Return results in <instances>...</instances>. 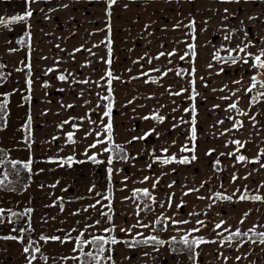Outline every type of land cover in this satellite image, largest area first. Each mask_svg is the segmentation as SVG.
<instances>
[{
	"label": "crops",
	"instance_id": "0c3cea01",
	"mask_svg": "<svg viewBox=\"0 0 264 264\" xmlns=\"http://www.w3.org/2000/svg\"><path fill=\"white\" fill-rule=\"evenodd\" d=\"M26 10L32 11L26 21L8 27L0 25V73L3 82L13 83L15 93L22 95V127L28 134L25 160L31 159L33 163L31 170H27L28 186L18 193L17 209L32 208L33 212L27 216L28 223L29 219L31 222L28 236L14 231L12 222H8L11 232L6 233V221L0 223V264H29L30 252H24L25 247H30L29 241L34 240L40 246L42 235L63 237L71 234L74 237L78 232L73 229L83 231L86 223L101 219L97 211L89 207L101 198L97 193L111 194L113 220L117 225L113 234L121 241H130L136 232H143L144 236L156 235L169 242L171 236L179 238L182 235L175 231L177 227L185 232L199 227L196 220H203L205 226L193 235L216 241L194 248V260L186 252L173 253L169 243L135 248L119 243L113 246L115 264H264V244L245 242L247 238L241 237L233 240L230 246L227 243L222 245L219 241L228 233L214 228L223 220L226 226H231L230 231L237 227L247 231L255 225L257 232H264V202L240 201V193L236 192L237 189L243 192L246 187L249 194L254 195L259 188V194L264 195V187H259L264 184V168L260 166L264 163V156H261L260 163H250L237 162L236 155H227L235 152L237 147L232 140L245 143L237 155L243 154L249 160L264 149V99L249 107L250 96L254 93L245 94L244 89L253 74L250 64H224L213 59L217 52L226 56L225 49L249 41L250 52L256 53L264 48V0H116L110 9L108 0H35L32 3L0 0V16L23 15ZM109 35L110 67L113 76L119 77L111 82L112 137L115 144L123 146L128 156L126 160L113 157L111 165L107 160L112 153L103 151L111 145L105 142L96 148L89 147L97 139L106 137L103 124H107L109 118L103 115V105L108 101L99 100L97 93L108 95L107 77L101 80L108 68L101 57L107 59L108 52L101 41L106 43ZM226 35H231L232 39L226 41ZM189 44L194 45V55ZM77 48L81 50L75 52ZM173 51L172 56L154 59L161 52ZM181 56L185 58L181 60ZM29 64L30 69L26 67ZM50 68L54 71L49 72ZM153 68L161 71H149ZM167 69L172 71L162 76ZM181 69L184 72L177 75ZM193 70L194 75H189ZM61 74L68 79L59 80L57 77ZM260 77L264 78V75ZM28 79L31 80L30 86L26 83ZM193 79L199 93L194 101V153L181 152L184 145L193 147L191 124L181 122V118L184 121L192 118L191 112H184V109L193 104L190 99V81ZM82 80L89 83L74 82ZM236 80H242V83H233ZM181 89L187 91L179 96L169 94ZM237 89L240 91L236 92ZM233 92H236L235 96H232ZM224 96H231V99H221ZM237 98L238 108L247 111L248 116L238 115L235 110L226 111L228 104ZM214 105L219 107L214 108ZM155 112L165 117L162 123L144 119ZM29 116L31 124L26 127ZM251 116H255V122L249 119ZM235 120L243 121L239 130L233 128ZM64 121L69 123L64 124ZM73 124L79 127L74 128ZM173 124L178 127L173 128ZM150 129H155L152 135L133 141L134 136H142ZM226 129L231 131L226 132ZM68 132L74 133V143L67 142ZM89 132L92 134L86 135ZM96 132L101 136L98 137ZM165 148L167 153L162 151ZM209 150H214L211 155H207ZM93 154L101 163H93L88 158ZM172 154L178 159L181 156L191 158L194 154L197 159L190 164L153 163L154 156ZM68 157L74 159L66 163ZM217 159L220 163L214 167ZM149 164H152L151 169ZM109 167L113 169L111 178ZM233 174L238 177L235 182L231 179ZM144 176L152 180L160 177L158 186L152 189V180L140 183ZM173 181L175 184L169 188ZM145 187L150 189L157 203L152 205L153 211L141 212L137 217L136 203L139 201L126 200L125 197H132V189ZM189 188H198L199 191L184 196ZM215 191L236 195L231 201L216 200ZM171 194H174L173 205L168 207L167 199ZM181 200L184 206L177 209L176 204ZM160 202H164L163 208ZM161 212L189 223L170 225L166 231H153L151 227L135 228L131 234L119 231L136 224L137 219L149 224ZM193 212L199 215L190 216ZM244 213L249 215L241 225L239 221ZM92 232L100 234L99 226L88 230L86 237ZM6 236L23 239H4ZM66 243L74 245L73 241ZM237 256L241 259L237 260Z\"/></svg>",
	"mask_w": 264,
	"mask_h": 264
},
{
	"label": "snow or ice",
	"instance_id": "6c2138e0",
	"mask_svg": "<svg viewBox=\"0 0 264 264\" xmlns=\"http://www.w3.org/2000/svg\"><path fill=\"white\" fill-rule=\"evenodd\" d=\"M26 2L28 3H32L35 2V0H26ZM116 3V0H108V4H109V9L111 8V6L113 4ZM66 7V5H65ZM225 11L227 12V9H225ZM110 15V12H109ZM32 16V11L31 10H26L24 12L23 15H14L12 17H3L0 16V25H3L5 27H8L9 25L13 24V23H17V22H24L26 21L29 17ZM108 31L110 33L111 29H110V25L108 26ZM224 39L226 41H230L232 39L231 35H226L224 37ZM106 43L105 41H101V44H105V47L107 48V52H108V58L104 59V57H101V60L103 63H105L108 68L104 74V76L101 77V80H105V78L107 77L106 83L108 84V95H100V93H97L98 99L102 100V101H108L107 104L103 105V107L105 108V111L103 113V115L105 117H108V123L107 124H103V121H101V123L103 124V131L104 133H106V137L102 138V139H97L93 144L89 145L90 148H96L97 145L100 144H104L105 142H107L109 145H111V147H105L103 149V151L105 152H109L112 153L113 151L117 152L118 154L120 153H125V149L123 148V146L115 144L113 141V137H112V122H111V111H112V97H111V82L112 79H119V77H114L113 76V72L111 71V64H112V49H111V39H110V35L108 37H106ZM251 45V41H249L248 43H243L240 45H236L234 48H227L225 49V51L227 52L226 56H221L219 54V52H217L216 54H214L213 59L218 61V62H222L224 64H242V65H249L250 64V70H253V74L249 79V84L248 86L244 89L245 94H249V93H254L253 95L250 96L249 99V107L255 106L256 104L260 103L262 101V99H264V80L260 79L259 77L261 75H264V48H261L258 50V52L253 53L248 51L249 46ZM93 47H99V45H94ZM189 49L193 50V55H194V45L189 44L188 45ZM81 49L77 48L74 51L75 52H79ZM88 52L91 53V49L87 50ZM232 53H236V55H233ZM241 53H243V55H241ZM92 55H95V53H91ZM174 51L173 52H169V53H164L161 52L159 53V55L157 57H155L154 59H159L161 56H172L174 55ZM185 55H188V53H186ZM185 57L181 56L180 59L183 60ZM151 59H149V63H151ZM171 62V61H169ZM88 63H91V61H89ZM26 67H28L30 69V64L26 65ZM209 67H211V65H209ZM18 70H22V69H18ZM223 68H221V72H223ZM49 72L54 71V69H48ZM149 71H155V72H160L161 70L159 68H153V69H149ZM172 71V69H167V71H164L161 73L162 76H166L168 74V72ZM184 72L183 69H181L180 71H177V75H182V73ZM69 75H72L71 73H69ZM141 75L147 76L148 73H141ZM189 75H194V70L192 73H189ZM59 80L61 81H65L68 79L67 76H65L64 74H61L57 77ZM203 79V78H201ZM74 82H78V83H82V84H88L89 81L88 80H82V81H74ZM147 82V81H146ZM153 82H156L155 80H153ZM26 83L30 86L31 85V80L28 79L26 81ZM233 83L235 84H240L242 83V80H236L233 81ZM98 86H99V82H97ZM190 84L192 85V96L190 97L191 100H193V104L190 108H185L184 112H191L192 114V118L191 121H184L183 118H181V122L182 123H190L191 124V129H190V139L193 141V147L189 148L187 145H184L181 147V152H193L195 151V138H196V111H195V97L199 95L198 92H196L195 90V79L190 81ZM45 87H47V84L44 85ZM225 87H227V85H225ZM223 89H221L222 91ZM187 89H181L179 92H170V95H175V96H179L181 95L183 92H186ZM214 91H216L214 89ZM240 89H237L236 92H239ZM236 92L232 93V96L236 95ZM221 99L228 101L231 99V96H224L221 97ZM85 103H88L87 101ZM7 104V100L5 99L2 103H0V112H4L5 111V107ZM98 107L101 106L100 104L97 105ZM67 107L71 108L73 107L72 105H67ZM214 108H218L219 105H214ZM235 110L237 112L238 115H243V116H248V112L247 111H243L241 109L238 108V98L237 100L233 101L232 103H229L227 106L226 111H232ZM175 111V109H174ZM74 119V118H73ZM81 120L84 119V117L80 118ZM144 119H153L156 120L158 122H163L165 117L160 115L158 112H155L153 114H151L150 116H146L144 117ZM228 119H233V117H228ZM249 119H251L252 121L255 122V116H251L249 117ZM64 124L69 123V121H64ZM94 123V122H93ZM218 123H223V121H219ZM31 124V117L29 116L28 122L26 127H30ZM62 126V125H61ZM72 127L74 128H78L79 125L73 124ZM178 127L177 124H173V128ZM243 127V121H239V120H235L233 123V128H236L237 130H239V128ZM227 131H231V129H226ZM155 132V129H150L149 132L144 133L142 136L136 137L134 136L132 139L137 140H143L146 139L148 136L152 135ZM92 133H86V135H91ZM224 133H221V135H223ZM67 135V142L68 143H74L75 141L73 140V136L74 133L73 132H68L66 133ZM96 135L98 137L101 136L100 132H96ZM158 135V133H157ZM54 139H56L54 137ZM132 141H129L128 143H131ZM232 144L237 145L235 152H229L227 153V155L229 156H233L236 155V160L237 162H254V163H260V158L261 156H264V149L261 150L260 153H258V155L256 157H254L252 160H249L248 157H246L243 154H239L237 155V153L240 152V150L242 148L245 147V143H242L239 140H232L231 141ZM3 151V150H0ZM162 151L164 153H167V149H162ZM214 150H209V152L207 153V155H211V153ZM6 155V154H5ZM221 155H224V153H221ZM93 163H101V161L97 160L96 155L93 154L91 156L88 157ZM118 158L120 160H126L128 159V156L126 154L123 155H118ZM74 158L73 157H68L67 160L65 161L66 163H70ZM197 157L193 154L191 156V158H189L188 156H181L179 159L177 158V156L175 154L172 155H166V156H154L153 158V163H161L162 165H169L173 162H177L180 164H190L193 160H196ZM113 162V157L112 155L109 156L107 163L109 165H111ZM33 163V161L31 159H28L27 161H20V160H8V159H0V165H5V164H10L12 169H16L17 165H20L23 169L26 170H31V164ZM220 163L219 159H217L214 162V167L216 165H218ZM260 166L262 168H264V163H260ZM148 168L151 169L152 168V164L148 165ZM173 171H175L173 169ZM108 172H109V178H111V174L113 172V169L111 167L108 168ZM5 178L4 179H0V186H4L6 188H9V190H11L9 184L6 183L7 180V173L4 174ZM163 175V173H162ZM246 178V177H245ZM128 178L125 177V180H127ZM232 181L235 182L238 177L233 174L232 176ZM152 180L151 177L149 176H144L143 179L140 181V183H146L148 181ZM159 180L160 177H156L154 180H152V189H155L158 184H159ZM175 184V181L172 182V184L168 185L169 188L172 187V185ZM53 187H55V185H53ZM201 187H203V184H201ZM259 187H264V184L260 185ZM89 191H91V189H89ZM199 191L198 188H189L187 190V192H184L183 195L187 196L189 193L192 192H197ZM236 192H239L240 195L238 196V199L240 201L243 200H254V201H261L264 202V195L259 194V188L256 190V194L254 195H250L249 194V190L245 187V190L243 192L240 191V189H237ZM98 196H100V199L96 200L95 204L89 205L90 208L95 209L98 213V215L101 217V219H97L95 220L92 224H85L84 225V230L81 231L79 229H73V231L78 232V234L76 236H72L71 234L65 235L63 237L61 236H46V235H42L40 237L41 240H43L45 243H47L49 240L51 241H59L61 243H66L68 241H73L74 242V246H73V253H78V255H74L72 257H63L62 259H72L75 261H78V264H115V261L113 260V251L114 245H117L119 243H125L127 245L128 248H135L141 245H149V244H153V245H158V246H162L165 243H169L166 242L164 240H161L158 236L156 235H148V236H144L143 232H136L132 237L131 240H124L121 241L119 240L113 233L116 232L117 229V225L114 223L113 220V209H112V196L111 194L105 196L101 193H97ZM173 195L171 194L168 196L167 199V206L168 207H172L173 205ZM236 193H233V195H225L222 192L219 191H215L213 192V196L215 197L216 200H228L231 201L233 199V196H235ZM199 199H204V197H198ZM60 199V198H58ZM125 199H133L134 202L139 201L138 203H136V213L135 215L137 217L140 216L141 212H145V211H153L152 205L156 204V198L155 196L152 194V192L150 191L149 188L145 187V188H134L132 189V197H125ZM103 200H107L108 203H102ZM215 202V201H213ZM99 205V208H97V206ZM184 206V201L181 200V202L179 204H176V208L180 209ZM160 207L163 208L164 207V202H160ZM209 207H211V205H209ZM106 209V211H105ZM63 210V209H61ZM79 211V210H78ZM84 211H87V208L84 209ZM9 213L10 217L9 219H11V217H18V216H29L30 214L33 212L32 208H26L24 210L23 213L18 214L16 212H13L11 209L5 210L3 208H0V223L4 222L3 217L5 216V214ZM190 216H195V215H199L198 213H190ZM249 215V213H244V217L241 218V220L239 221V223L242 225L244 223V218L247 217ZM189 221L188 220H179V219H175L173 217L170 216H165L163 212L160 213L159 216H157V218L154 221H151L149 224H145L143 223L140 219H137L136 224L132 225L129 228H120L119 231L122 233H126V234H131L133 232V229L135 228H143V229H148V228H152L153 231L159 230V231H166L167 228L170 225H181V224H188ZM196 225H198L199 227H193L189 230H187L186 232L177 227L175 229V231L177 232H181L182 235L179 237V239L177 238V236L173 235L170 238V250L173 253H179V252H187L189 254V258L190 259H195L193 252H194V248L199 247L202 244L205 243H216L215 240L213 241H208L206 240L203 236H194L193 233H198L201 231V228H203L205 226V222L203 220H196L195 221ZM105 224H107V226H104ZM99 226V232L100 234H97V232H92L89 236L86 237L85 233L88 232V230L90 229H97ZM158 226V227H157ZM230 227L231 226H226V222L221 220L219 223L215 224L214 228L215 229H222L223 232H227L228 235L224 236L223 239H221L219 242L223 245L225 243L229 244V246L231 245V242L233 240L239 239L241 237H246L247 241L245 242H251V243H259V244H264V232H257L256 231V226L253 225L252 228L248 229L247 231H241V229L239 227H237L235 229V231H230ZM31 230V222L29 219V223H28V227L27 228H20V229H14V231H19L21 233L24 232H28ZM217 235H222L221 232H217ZM139 237V239L137 238ZM4 239H11V240H17V239H23V237H17V236H6L3 237ZM33 242L29 241V245H31ZM179 243L180 245H182L183 247H176V244ZM89 248L90 250L85 251V248ZM154 250H158V248H154ZM30 248L29 247H25L24 248V252L25 253H29ZM33 252L39 253L40 247L37 245L36 247H34L32 249ZM144 255H148V253H144ZM45 261H47L48 257L44 256L42 257ZM36 256L35 255H30V259H29V264H32V260H35ZM228 258L225 257V260H227ZM237 260H240L241 257L237 256L236 257Z\"/></svg>",
	"mask_w": 264,
	"mask_h": 264
},
{
	"label": "rangeland",
	"instance_id": "374dc122",
	"mask_svg": "<svg viewBox=\"0 0 264 264\" xmlns=\"http://www.w3.org/2000/svg\"><path fill=\"white\" fill-rule=\"evenodd\" d=\"M0 78H3V80L0 81V103L5 99L7 100L4 113L0 114V118L3 117V125H0V150H3L0 151V159L26 161L25 158L27 153L25 143L27 140L26 128L22 127L24 123L22 95L15 93L13 83L6 82L5 84V82H3L4 77L1 73ZM16 171H19L18 166L16 169H12L10 164L8 168L4 165H0V178L5 173L9 174L8 176L10 177V175L17 173ZM19 198L20 196L18 193L0 188V208L5 210L11 209L13 212L20 214L23 213L25 210L24 208H21L22 210L20 211L17 209V204L20 202ZM9 217L10 214L7 212L3 217L4 221H6L4 226L6 233L11 232L8 222H12L15 229H17L15 224H19L21 228L27 227V216L14 217L13 219H9ZM73 246L74 245L71 243L53 244L50 241L47 243L41 241L39 246L41 251L39 253L32 252V255L36 256V259L32 260V264H78V261L72 259H62L63 257L78 255V253H73ZM88 250L90 249L86 247L85 251ZM44 256L48 257L47 261L42 258Z\"/></svg>",
	"mask_w": 264,
	"mask_h": 264
},
{
	"label": "trees",
	"instance_id": "16d2710c",
	"mask_svg": "<svg viewBox=\"0 0 264 264\" xmlns=\"http://www.w3.org/2000/svg\"><path fill=\"white\" fill-rule=\"evenodd\" d=\"M3 78H0V81H2ZM4 112H0V114H3ZM0 125H3V117L0 118ZM26 140H28V134H27V130H26ZM125 153H120L118 154L117 152L113 151L112 152V157H118V155H123ZM4 166H6L7 168L9 167V164H5ZM19 167V171H16L17 173H15L14 175H10V177L8 176L9 174H7V180L6 183L9 184L10 188L12 191L16 192V193H21L23 191H25L26 187L29 184V175L26 169H23L20 165H17ZM5 175H3L0 179H4ZM0 188L9 190V188H6L4 186H0ZM17 213V212H16ZM20 214V213H18ZM21 217V216H18ZM12 219L14 217H11ZM15 227L17 229H20L21 226L19 224H15ZM27 227H28V221H27ZM26 227V228H27ZM158 227V226H157ZM25 234L28 236L30 234V231L25 232ZM179 239V238H178ZM33 243L30 245V255H32V249L37 246L36 241L31 240ZM171 241L169 240V246H170ZM176 247L180 248L183 247L182 245H180L179 243L176 244ZM186 252V251H185ZM187 253V252H186ZM188 254V253H187Z\"/></svg>",
	"mask_w": 264,
	"mask_h": 264
},
{
	"label": "built area",
	"instance_id": "2783aa9c",
	"mask_svg": "<svg viewBox=\"0 0 264 264\" xmlns=\"http://www.w3.org/2000/svg\"><path fill=\"white\" fill-rule=\"evenodd\" d=\"M260 79H262V80H264V78H262V77H259Z\"/></svg>",
	"mask_w": 264,
	"mask_h": 264
}]
</instances>
